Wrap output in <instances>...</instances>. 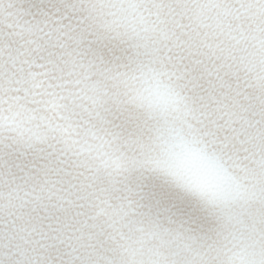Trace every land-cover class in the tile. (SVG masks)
Instances as JSON below:
<instances>
[{
	"label": "snow or ice",
	"instance_id": "obj_1",
	"mask_svg": "<svg viewBox=\"0 0 264 264\" xmlns=\"http://www.w3.org/2000/svg\"><path fill=\"white\" fill-rule=\"evenodd\" d=\"M0 264H264V0H0Z\"/></svg>",
	"mask_w": 264,
	"mask_h": 264
}]
</instances>
